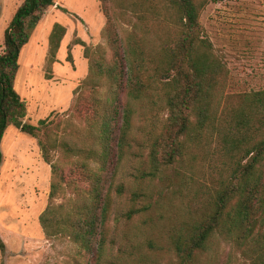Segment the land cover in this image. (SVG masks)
Returning <instances> with one entry per match:
<instances>
[{"label": "trees", "instance_id": "obj_1", "mask_svg": "<svg viewBox=\"0 0 264 264\" xmlns=\"http://www.w3.org/2000/svg\"><path fill=\"white\" fill-rule=\"evenodd\" d=\"M222 1L100 0L111 57L106 58L101 46L92 55L86 48L89 74L67 112L71 117L41 119L36 125L25 120L28 105L16 89V79L22 49L56 0H23L17 8L0 53V162L10 126L37 139L53 175L49 203L39 218L47 238L67 237L101 264L112 208L105 183L116 140L113 128L120 117L116 102L126 92L129 103L121 116L118 150L123 149L119 143H125L132 126L133 103L147 105L154 132L158 129L149 147L158 172L182 162L188 151L201 150L209 139L223 140L227 146L223 179L210 208L181 221L168 234L167 249L178 264H201L215 240L237 250L248 264H264V89L240 94L227 112L219 110L223 66L200 15L208 3ZM116 12L129 17L132 29L125 39L119 36ZM158 26L166 33L161 34ZM65 33L63 25H54L51 61ZM104 88L112 96L104 97ZM161 109L166 115L159 125ZM83 131L86 139L80 136ZM68 188L73 191L70 196ZM147 244L154 250L164 249L152 241ZM0 251V264H6V244L1 238Z\"/></svg>", "mask_w": 264, "mask_h": 264}, {"label": "rangeland", "instance_id": "obj_2", "mask_svg": "<svg viewBox=\"0 0 264 264\" xmlns=\"http://www.w3.org/2000/svg\"><path fill=\"white\" fill-rule=\"evenodd\" d=\"M22 2L0 0V53L5 31ZM115 17L119 36L125 39L127 30L132 29L129 17L120 12ZM200 20L223 66L219 110L227 112L226 107L235 105L240 94L264 89V0L210 2ZM106 22L100 0H56L47 11L20 54L16 89L27 101L28 123L71 117L67 112L89 74L86 48L92 55L101 46L107 59L112 55L103 33ZM56 23L63 25L66 33L51 61L50 34ZM148 23L157 29L154 21ZM158 30L166 33L162 26ZM102 93L112 96L106 88ZM128 103L126 92L121 93L116 102L120 117L113 128L116 140L105 183L112 208L101 264H178L167 249L168 234L181 221L210 208L223 179L227 146L223 140L209 139L201 150L188 151L182 162L158 172L149 157L151 135L158 129L154 132L147 105L133 103L132 126L125 143H119L123 149L118 150L121 116ZM165 113L163 109L158 112L157 124L161 125ZM80 136L87 138L85 131ZM1 151L0 238L6 244V264H95L92 254L85 255L71 239H49L45 235L39 218L49 203L53 175L37 139L10 126ZM66 193L70 196L73 191L68 188ZM61 200L59 193L58 202ZM148 241L164 249L154 250L148 247ZM200 262L248 264L237 250L217 240Z\"/></svg>", "mask_w": 264, "mask_h": 264}]
</instances>
